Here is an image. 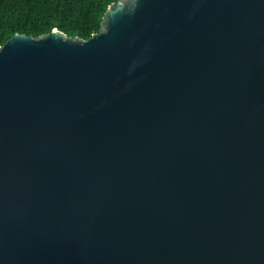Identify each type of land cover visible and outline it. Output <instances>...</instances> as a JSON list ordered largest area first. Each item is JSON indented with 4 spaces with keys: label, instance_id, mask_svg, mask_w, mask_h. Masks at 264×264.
<instances>
[{
    "label": "water",
    "instance_id": "1",
    "mask_svg": "<svg viewBox=\"0 0 264 264\" xmlns=\"http://www.w3.org/2000/svg\"><path fill=\"white\" fill-rule=\"evenodd\" d=\"M0 264H264V0L1 46Z\"/></svg>",
    "mask_w": 264,
    "mask_h": 264
},
{
    "label": "trees",
    "instance_id": "2",
    "mask_svg": "<svg viewBox=\"0 0 264 264\" xmlns=\"http://www.w3.org/2000/svg\"><path fill=\"white\" fill-rule=\"evenodd\" d=\"M119 0H0V47L16 34L39 38L58 29L72 38L99 33L108 7Z\"/></svg>",
    "mask_w": 264,
    "mask_h": 264
}]
</instances>
